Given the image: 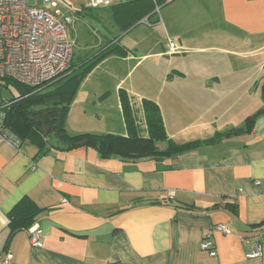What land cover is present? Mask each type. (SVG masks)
<instances>
[{
    "label": "crops",
    "instance_id": "0c3cea01",
    "mask_svg": "<svg viewBox=\"0 0 264 264\" xmlns=\"http://www.w3.org/2000/svg\"><path fill=\"white\" fill-rule=\"evenodd\" d=\"M137 1L88 10L104 27L103 45L117 31L114 6ZM161 1L145 19L156 36L144 42L145 57L173 69L157 99L126 87L112 67L131 54L113 56L85 79L65 128L72 136H127L119 97L125 90L139 109L143 99L156 101L176 144H201L159 162L104 160L87 147L63 150L52 139L43 150L28 142L1 145L0 259L9 253L12 264H264V108L250 103L255 92L246 87V73L264 72V0ZM189 54H212L232 70L187 71L178 64ZM218 135L215 144H203ZM25 201L41 210L31 227L39 229L42 248L32 247L26 230L10 228V214ZM217 225L230 233L213 235L212 257L201 243ZM256 243L263 256L248 259Z\"/></svg>",
    "mask_w": 264,
    "mask_h": 264
},
{
    "label": "trees",
    "instance_id": "16d2710c",
    "mask_svg": "<svg viewBox=\"0 0 264 264\" xmlns=\"http://www.w3.org/2000/svg\"><path fill=\"white\" fill-rule=\"evenodd\" d=\"M162 3L161 0H140L116 5L114 6L115 22L123 31H127L146 22V17ZM88 10L83 9L77 15L81 17L82 14L90 12ZM128 54L129 50L124 46L111 42L81 65H73L72 58L69 69L55 81L58 84L56 83L51 91L24 87L12 81L20 89V95L14 99L4 100L12 103L5 112V127L22 143L34 144L40 150H43L52 139L56 144L64 147L63 150L87 147L104 160L116 157L127 162L144 159L159 162L164 158L198 147L201 143L178 145L169 139L159 106L154 101L143 99L139 109L135 106L133 97L125 90H120L119 97L127 136L113 134L72 136L66 131L65 126L71 106L88 75L105 59L113 56L125 58ZM253 120L254 117L247 118L246 132L251 128L250 124ZM242 132L231 131L227 135ZM220 138L221 135H218L203 144H215ZM162 143L167 145L165 150L158 148ZM40 212V209L25 201L10 214V228L12 231H27Z\"/></svg>",
    "mask_w": 264,
    "mask_h": 264
},
{
    "label": "built area",
    "instance_id": "2783aa9c",
    "mask_svg": "<svg viewBox=\"0 0 264 264\" xmlns=\"http://www.w3.org/2000/svg\"><path fill=\"white\" fill-rule=\"evenodd\" d=\"M83 9L108 7L120 0H71ZM74 11L61 0H0V80H11L21 86L42 89L54 83L69 69L74 53L70 38L71 26L76 21ZM171 50L175 44L170 41ZM0 97V146L6 144L19 149L23 143L4 124L5 112L11 105ZM229 234L223 225L215 226L201 243V248L215 257L212 237L215 233ZM32 247L42 248L40 231L33 226L27 230ZM248 244V240H244ZM263 256V245L256 243L247 254L248 259ZM12 264L8 253L0 259Z\"/></svg>",
    "mask_w": 264,
    "mask_h": 264
},
{
    "label": "rangeland",
    "instance_id": "374dc122",
    "mask_svg": "<svg viewBox=\"0 0 264 264\" xmlns=\"http://www.w3.org/2000/svg\"><path fill=\"white\" fill-rule=\"evenodd\" d=\"M61 1L64 2L68 7H70L74 11H76L80 5L79 3H74L71 0ZM37 2L39 6H43V0H37ZM90 10L99 9L93 8ZM138 25L139 26L135 30H132L131 33L126 35L125 32L120 31L121 28L117 25V31L114 32L109 39H105L106 43L105 45H103L102 37L106 35L103 25L94 22L92 13L90 12L87 13V15L81 16V20H77L71 26L70 29V38L74 41L73 65H81L84 61H88L90 58H92L98 53L99 49L104 48L107 44L111 42H117V44L119 45H125L127 46L129 54H131L130 56L132 58L125 61H118V64L112 63V67H114L115 71L119 72V75L122 79L125 78L124 84L126 87H137L136 90H138V92L143 93L147 97L154 98L156 100L158 94L157 92H159L162 83V78L167 72H173V69L169 68V65L166 61H163L162 59L156 56L145 57L148 53L145 49L146 43L144 42L150 37L156 36V33L152 32L148 28L149 26L147 21ZM135 44L137 46L132 47ZM182 61H185V63H179L178 66H182L190 72L224 73L232 70V68L229 67L231 65L230 62L219 61L215 59L212 54H189L186 60ZM243 62L244 64H241L242 68H246L248 64L247 60H243ZM97 71L99 73H103L105 71V68L97 69ZM246 74L250 76L248 86L246 85V87H253V90L255 92V95L252 96L253 100H251L250 103H252L255 108H259L262 110L264 108L263 67L261 70L255 68L251 73ZM56 83L57 82L51 83L43 87L42 89H44V91H47V89L48 91H51L55 88V85L58 84ZM90 86H92L90 88L91 90H96L95 86ZM140 87H142L143 89H141ZM79 94L80 90L77 95ZM19 95L20 89L17 87V85H15V83L8 80H0V97L3 100L14 99L17 98ZM246 100L248 99L246 98ZM246 105L250 104L247 102ZM89 109L90 111H92V113L96 112V109L94 110V105H90Z\"/></svg>",
    "mask_w": 264,
    "mask_h": 264
}]
</instances>
